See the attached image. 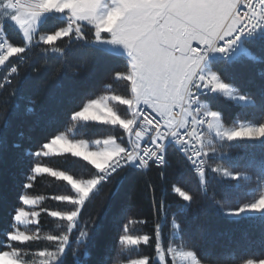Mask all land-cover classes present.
Masks as SVG:
<instances>
[{
	"label": "snow or ice",
	"instance_id": "obj_1",
	"mask_svg": "<svg viewBox=\"0 0 264 264\" xmlns=\"http://www.w3.org/2000/svg\"><path fill=\"white\" fill-rule=\"evenodd\" d=\"M9 28L20 34L19 42L11 39ZM253 41L264 44V0H0V97H6L0 103V166L11 164L22 177L15 204L6 209L7 226H0V264H29V253L21 246L41 239L49 246L35 252L31 264H66V255L80 249L95 254L93 264H109L112 252L119 256L120 245L154 249V254L127 264H230L227 249L242 238L226 243L219 224L208 223V217L215 208L221 224L264 218V103L242 93L207 62L210 55L237 62ZM35 49L43 55L34 61ZM73 50L83 58L82 68L123 58L122 66L110 73L123 86V94L86 95L66 112L59 109L52 119L46 112L37 117L36 101L27 96L34 87L32 78L44 76L45 84L60 81ZM53 54L59 67L52 65ZM26 98L28 104L22 105ZM217 98L250 106L258 118L226 126L223 113L213 105ZM29 117L36 119L28 123ZM88 122L110 126L117 134L91 142L69 135L77 124ZM65 125L70 127L60 130ZM43 129L51 132L37 140ZM225 146L259 151L261 159L249 162L251 175L211 163L227 154ZM170 151L183 157L202 191L221 178L234 181L246 198L225 204L213 196L205 206L195 193L174 184L171 191L181 203L172 211L164 193L157 197L150 187L154 231L130 234L121 205L125 181L152 167H167ZM52 156L78 158L90 166L89 174L45 166L43 159ZM38 174L66 182L67 192L52 197L62 208L37 210L45 197L29 190ZM253 179L256 186L247 187ZM109 184L113 188L104 215L88 216ZM225 187L230 192L233 185ZM42 212L64 222V231L41 236ZM169 217L166 234L162 225ZM258 227L264 245V223ZM112 229H118L116 247ZM240 264H264V254Z\"/></svg>",
	"mask_w": 264,
	"mask_h": 264
},
{
	"label": "trees",
	"instance_id": "obj_2",
	"mask_svg": "<svg viewBox=\"0 0 264 264\" xmlns=\"http://www.w3.org/2000/svg\"><path fill=\"white\" fill-rule=\"evenodd\" d=\"M9 36L12 40L19 42L20 34L14 29L9 28ZM74 58L68 62V66L62 69V73L66 74L60 81L56 79L43 83L44 76L33 77V89L28 92L27 96L36 101L35 107L37 110L36 116H40L42 112L47 113V117L52 119L59 109L65 112L76 106L80 100L86 95H103L107 92H117L123 94V86L110 78V73L119 69L124 63L123 58L113 59L106 62H93L87 68H82L83 58L76 50H73ZM33 60H38L43 54L39 49H35L31 54ZM53 67H59V60L54 58V54L50 57ZM213 70L218 71L226 80L232 81L236 84L240 91L246 92L254 96L258 102L264 103V44L253 41L249 45L246 55H242L237 62L226 63L219 59H212L208 65ZM2 75V74H0ZM42 83V84H41ZM111 84V88L107 85ZM41 85V86H40ZM6 97H0L2 103ZM22 105L28 104V98L21 102ZM213 105L223 113V120L226 126H233L237 120L246 121L258 118V112L250 106H241L225 98H217L213 100ZM36 117L27 118V122L31 123ZM18 123L13 125V134L18 130ZM70 127L65 125L60 130H67ZM74 131V132H73ZM116 129L100 125L94 122L80 123L69 132L71 137L84 138L89 141L98 138H104L108 135L117 134ZM51 132V129H43L37 135V140L43 138V135ZM227 154L222 158H218L211 163L221 164L231 169L235 166L236 170L248 172L250 175L253 169L249 166L252 160L259 161L261 154L259 151L253 152L247 147H228L225 146ZM169 164L167 167L160 169L152 167L147 172L139 175L134 179L125 181L126 191L122 197L121 205L125 209L124 223L129 224L130 234H151L154 231L155 220L152 215V205L149 199V188L156 189L157 197L160 193H164L166 201L172 205V211L181 203L180 198L171 191L172 185H178L183 189L195 193L205 206L211 205L210 197H215L216 200L225 204H234L239 199L246 198L244 192L240 188L234 187L235 182H228L217 178L212 181L208 191H202L199 180L194 174L193 170L187 165L183 157L174 151H170L168 156ZM42 163L56 170H66L71 174L77 176H87L89 174L90 166L86 162L78 158L68 156H52L44 158ZM163 172V176L161 173ZM21 170L13 168L11 164L0 166V226L6 227L9 220L6 209L11 208L15 204V198L18 195L21 181ZM232 184L231 191H226V184ZM256 186L255 180L247 182V187L254 188ZM113 185H105L100 195L97 196L93 204L89 207L88 216L94 214L104 215L106 210V201L109 191ZM68 186L66 182L59 181L48 174H38L34 182L33 189L29 190L31 194L44 196L45 199L41 203L42 208L49 210H57L63 205L52 199L54 195L65 194ZM215 208H210V215L208 223L219 224L221 231L225 234L223 239L229 243L232 238H242L238 244L231 245L227 249V257L230 264H240L245 258L259 256L264 254V245L259 243L260 229L259 225L264 223V218L258 217L255 221L242 224H221L216 215ZM60 222V223H58ZM57 224H62L58 227ZM170 217L169 221L163 226L166 234H170ZM64 222L49 217L46 213H41L40 217V234H59L64 231ZM3 229L0 228V232ZM118 229H112L110 237L112 243L116 247L115 235ZM2 239V236H0ZM46 240L31 243L29 245H22L29 254L48 247ZM75 251V250H74ZM119 256L116 252L110 255L109 264H123L127 263L129 259L138 258L146 254H154V249L139 246H123L117 248ZM96 259L94 253L89 252L85 255L83 249H80L73 255L69 252L65 261L66 264H93Z\"/></svg>",
	"mask_w": 264,
	"mask_h": 264
},
{
	"label": "rangeland",
	"instance_id": "obj_3",
	"mask_svg": "<svg viewBox=\"0 0 264 264\" xmlns=\"http://www.w3.org/2000/svg\"><path fill=\"white\" fill-rule=\"evenodd\" d=\"M116 47H118L119 48V50L121 51V53H126V51L121 47V46H116ZM74 132V131H73ZM107 137V136H106ZM91 141H94V140H91ZM90 141V142H91ZM221 179V178H220ZM221 180H224V179H221ZM44 201V200H43ZM42 203V202H41ZM37 210H41V204L39 205V206H37ZM43 213V212H42ZM58 223H60V222H58ZM61 223H63L62 221H61ZM57 226L59 227H62L63 225L62 224H57ZM32 228V226L31 225H29L28 226V230H30ZM47 235V234H46ZM41 236H45V234H42L41 233ZM41 240H43V239H41ZM48 244V243H47ZM37 252V251H36ZM29 253V252H28ZM32 254H29L27 257H25V259H27L28 261H29V264H31V261L33 260V259H35V257H34V253L35 252H31ZM36 264H38V260L36 261ZM123 264H127V263H123Z\"/></svg>",
	"mask_w": 264,
	"mask_h": 264
},
{
	"label": "built area",
	"instance_id": "obj_4",
	"mask_svg": "<svg viewBox=\"0 0 264 264\" xmlns=\"http://www.w3.org/2000/svg\"><path fill=\"white\" fill-rule=\"evenodd\" d=\"M212 58H218L216 55H210L209 60Z\"/></svg>",
	"mask_w": 264,
	"mask_h": 264
}]
</instances>
